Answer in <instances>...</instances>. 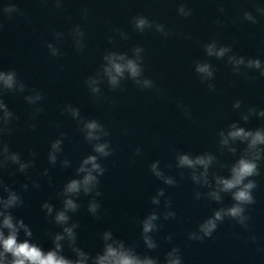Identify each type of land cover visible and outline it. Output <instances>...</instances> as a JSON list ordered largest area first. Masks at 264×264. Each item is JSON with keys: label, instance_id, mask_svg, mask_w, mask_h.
<instances>
[{"label": "clouds", "instance_id": "9594fccd", "mask_svg": "<svg viewBox=\"0 0 264 264\" xmlns=\"http://www.w3.org/2000/svg\"><path fill=\"white\" fill-rule=\"evenodd\" d=\"M56 8L62 6L63 0H53ZM255 12L264 17V6L255 5ZM224 12L223 8L219 9ZM21 14V10L15 3H7L0 8V14L12 18V14ZM85 9L82 15H86ZM177 14L187 18L192 15V9L181 4L177 8ZM243 21L253 25L259 21L256 15L251 11H244L241 17ZM134 30L143 33L146 30L154 29L163 36L170 35L166 31L163 24L150 21L142 15L134 16L131 20ZM3 23H0V31L3 30ZM122 39H127V33L116 29ZM57 40H61L64 36L62 32H54ZM73 46L77 52L84 50L85 33L79 24L74 25L71 31ZM112 38L109 37V43ZM46 47L49 54L53 57L61 55L60 49L53 43H47ZM203 50L207 57H214L218 60L226 58L227 64L232 68L234 74L243 76L248 79L246 71L256 70L261 77H264V62L259 58L244 57L233 52L230 45H220L213 38L203 44ZM144 49L140 46L131 49V56L128 53L106 51L102 57L103 63L100 69L85 80V85L94 98L99 97L101 93L100 84L105 80L108 87L115 91L121 87L124 80H131L133 84L142 90L155 89V82L144 75L143 53ZM194 71L202 83H207L209 91L215 92V85L211 82L215 76V70L211 63L207 60L197 61L194 64ZM160 93L159 89H156ZM11 94H24V100L28 105L32 106L31 119L35 120L36 116L44 111L41 102L44 95L35 88H29L19 77L15 69H0V170L7 169L8 166L15 165L16 171L27 173L28 169L33 167L35 153L29 152V156L33 159H22L20 153L12 151L8 143L4 142L3 137L10 135L13 131L11 124L18 119L15 114L8 108L3 100V96ZM242 101L235 100L232 107L234 109L241 108ZM181 107H183L181 105ZM190 118L188 110L184 109ZM61 114L69 115L80 125V131L84 140L92 145V153L84 157L79 166L76 168V176L69 179L62 187L58 196L62 198V207L55 208L51 203L45 201L41 204V210L46 217H51L53 222L61 228L60 232L52 233V247L44 250L38 243L34 242L33 232L23 219L13 216L11 209L19 208L24 205L22 196L16 190L9 187L0 179V264H159V260L155 257L144 255L141 256L136 251L135 245H126L123 240L114 237L111 231H105L101 235L103 242L102 252L95 256H90L87 252L76 245L77 235L76 229L78 223L71 221L70 213L78 212L80 204L77 199L81 194L84 196H92L88 202V212L93 216H97L100 204L95 197L102 196L99 190L100 177L104 175L106 169L100 163L101 159H106L113 155V149L110 141L105 139L110 135L106 127L96 119H85L81 116L80 110L71 104H66L61 109ZM256 116L264 118V109L257 111L255 107H249L246 112L241 113V119L247 123L250 117ZM58 126V125H57ZM33 123L29 125L30 129H35ZM64 135L61 133L60 138L50 143L47 160L49 165L55 167L58 163V156L63 152ZM219 145L222 149L235 155L237 148L232 145L239 141L245 145L240 153L239 158L229 167V175L227 177L214 175L213 180H209V168L215 163L216 157L211 153H203L192 156L188 153H178L176 156V167L191 170V180L194 184L206 186L210 189L206 194V198L216 203H221L222 194H230L233 203L229 207H220L214 209L211 216L204 219L198 226L197 230L188 233V240L203 241L211 238L217 230L220 223L225 219L235 221L241 227L247 229L250 217L247 213V206L256 203L253 191L258 187L256 180L251 179L260 175L258 162L264 159V128L245 129L236 122L228 125L227 131L220 130L218 132ZM140 149H136V153H140ZM61 168L71 166L68 159L59 160ZM160 162L154 161L150 165V172L157 179L161 180L165 185L175 186L177 181L166 176L160 168ZM48 169L45 168L41 175L48 176ZM51 178L49 177V180ZM33 187L39 188L38 183L33 182ZM22 191L28 190V184L21 185ZM6 194V195H5ZM165 195L164 189H158L156 194L151 198L153 205H160V198ZM202 194L195 193V198L199 200ZM165 207H171V201L165 200ZM176 213L174 211H166L163 218L174 219ZM160 216L154 211L149 213L140 221L141 238L143 244L149 250L157 248V243L153 239L152 234L158 232L163 225H158L157 220ZM21 232L24 239H20ZM171 241V236L166 237ZM250 239L254 242L256 237L253 235ZM74 253L75 258L66 257L64 252V244ZM164 264H183L180 249L173 246L165 255Z\"/></svg>", "mask_w": 264, "mask_h": 264}]
</instances>
